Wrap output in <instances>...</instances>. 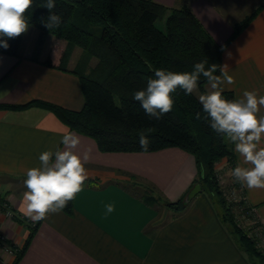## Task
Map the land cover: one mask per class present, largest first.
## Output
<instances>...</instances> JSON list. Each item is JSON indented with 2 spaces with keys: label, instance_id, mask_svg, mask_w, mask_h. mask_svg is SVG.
I'll list each match as a JSON object with an SVG mask.
<instances>
[{
  "label": "crops",
  "instance_id": "1",
  "mask_svg": "<svg viewBox=\"0 0 264 264\" xmlns=\"http://www.w3.org/2000/svg\"><path fill=\"white\" fill-rule=\"evenodd\" d=\"M156 1L170 7L187 1L220 44L228 41L237 22L253 14L223 51L222 66L227 64L226 71L234 79L233 84L224 85V91H232L235 99L245 90L264 95V0L255 8L246 4L242 12L236 7L242 0H225L227 6L235 4L228 15L217 0ZM29 29L19 57L0 53V105L44 100L82 109L78 75L43 64L51 50L63 53L66 42L54 38L44 51L37 46L39 31ZM69 131L46 109L0 107V199L5 200L3 205L0 200V264L12 263L11 243L21 246L37 224L22 210L28 169L40 165L42 152L58 146L63 150L60 141ZM71 132L80 138L76 153L90 151L85 165L88 179L74 198L72 214L61 211L39 222L18 264H252L209 193L198 194L184 211L164 205V201L179 200L194 186L199 173L193 155L178 147L102 152L93 138ZM229 145L236 166L249 167ZM242 190L264 227V189L242 186ZM148 196L155 197V203ZM110 203L115 210L109 214L105 205Z\"/></svg>",
  "mask_w": 264,
  "mask_h": 264
},
{
  "label": "trees",
  "instance_id": "2",
  "mask_svg": "<svg viewBox=\"0 0 264 264\" xmlns=\"http://www.w3.org/2000/svg\"><path fill=\"white\" fill-rule=\"evenodd\" d=\"M46 0H33V6L25 13L29 27L39 31L38 48L48 35L66 42L63 53L51 50L43 64L78 75L84 95V106L72 110L44 100H32L23 104H3L1 108L23 110L40 107L54 113L70 131L93 138L102 152H154L169 147H178L193 155L199 176L195 183L202 185L217 197L222 210V221L235 236L252 264H264V248L259 245L257 232L264 235V227L258 218L249 230L237 221L233 203L217 180L218 166L223 161L236 167L232 147L225 137L214 132L198 96L207 92V82L201 77L197 91L185 95L182 90L173 93L175 101L172 111L156 120L145 114L133 93L147 87V79L154 76V69L175 72L191 71L195 63L207 59L208 64H217L220 74L222 54L232 41L253 19L251 14L237 22L227 42L218 43L195 15L187 1L178 6H167L156 0H55L54 14L60 16L58 28L51 30L41 23L48 10L42 5ZM82 21L77 24L75 14ZM24 34L9 39V47H0V53L19 57ZM83 48L97 59L89 75L62 66L69 50ZM223 49V50H222ZM151 65V68L149 67ZM208 67V65H206ZM228 100L235 99L232 91H223ZM200 112L201 119H196ZM148 140V149L140 146V134ZM234 179V178H233ZM194 183V184H195ZM85 185V183H84ZM234 189L241 198L238 206L244 215L251 214L245 191L234 181ZM84 187V186H83ZM187 194V193H186ZM186 194L175 202L164 201V205L176 211H184L191 202H185ZM2 205L4 199H0ZM157 199L148 196V201ZM62 211L74 212V199ZM32 227L21 246L14 248L11 264H18L25 254L37 228ZM253 232V235H252ZM260 247H259V246Z\"/></svg>",
  "mask_w": 264,
  "mask_h": 264
},
{
  "label": "clouds",
  "instance_id": "3",
  "mask_svg": "<svg viewBox=\"0 0 264 264\" xmlns=\"http://www.w3.org/2000/svg\"><path fill=\"white\" fill-rule=\"evenodd\" d=\"M33 6V0H0V47L7 49L8 40L26 33L29 23L26 11ZM48 10L41 23L47 29L58 28L60 16L53 13L55 0H46L42 5ZM223 50V49H222ZM231 58V53H227ZM208 65V67H206ZM151 68V65L149 66ZM227 64H208L207 59L195 63L191 71L175 72L168 69H154V76L147 79V87L133 93V99L140 102L145 114L159 120L174 107L173 93L182 90L185 95L193 94L201 77L205 78L210 90L200 94L198 100L209 121L210 128L227 138L234 145V151L244 165L237 164L231 176L248 189H264V95L256 91L243 92L242 97L228 100L222 95L225 84H233L234 79L226 71ZM200 112L196 119H201ZM140 146L148 149V140L140 134ZM55 151L42 152L40 165L28 169L24 186L22 210L33 221L44 220L50 214L61 212L68 202L83 190L88 179L85 165L90 160V151L78 155L75 149L80 144L79 136L69 131L62 136ZM106 213L115 210L114 204L105 205Z\"/></svg>",
  "mask_w": 264,
  "mask_h": 264
},
{
  "label": "rangeland",
  "instance_id": "4",
  "mask_svg": "<svg viewBox=\"0 0 264 264\" xmlns=\"http://www.w3.org/2000/svg\"><path fill=\"white\" fill-rule=\"evenodd\" d=\"M219 2L218 7L222 9L224 13L232 14V11H230L235 4L228 3L229 6L225 3V0H217ZM243 3L237 5V9L242 12L243 7L248 6L249 4H252V7H256L258 4L262 3L263 0H242ZM228 2V1H227ZM233 2V1H232ZM246 12V11H245ZM227 14V15H228ZM234 16V15H232ZM74 20L77 24H81V17L79 13L76 12L74 16ZM32 30L33 27H30ZM35 28V27H34ZM38 30V29H37ZM29 34V32H28ZM54 37L52 35H48L44 42L41 44V47H43V50L45 51L48 49L52 43H53ZM76 49L69 50L67 55L65 56V59L62 61V66L68 69H75L78 72L82 73V75H89L91 71L94 69V66L97 63V59L90 55L86 50H83V48L75 47ZM42 55V54H41ZM196 92H198L196 90ZM225 140L227 143L229 141L225 137ZM224 162V161H223ZM231 167L227 163H220L218 166V174H217V180L219 181L220 185L223 187V189L227 192V198L230 200L231 203L235 204L233 205V211L237 214V221L238 223L243 227L246 228V230H249L251 227H253L254 224H252V220L247 218V215H244L243 212H241V208L238 206L239 201L242 197L238 195V193L234 189V181L233 177L231 176ZM207 192V191H205ZM208 193V192H207ZM214 205L218 208V210L221 213L222 207L217 199L216 196L211 195L209 193ZM251 230V229H250ZM253 235V232H252ZM259 246V245H258ZM260 247V246H259Z\"/></svg>",
  "mask_w": 264,
  "mask_h": 264
},
{
  "label": "water",
  "instance_id": "5",
  "mask_svg": "<svg viewBox=\"0 0 264 264\" xmlns=\"http://www.w3.org/2000/svg\"><path fill=\"white\" fill-rule=\"evenodd\" d=\"M202 185L200 183L194 184V186L189 190L185 196V202H191L198 194L202 192Z\"/></svg>",
  "mask_w": 264,
  "mask_h": 264
},
{
  "label": "built area",
  "instance_id": "6",
  "mask_svg": "<svg viewBox=\"0 0 264 264\" xmlns=\"http://www.w3.org/2000/svg\"><path fill=\"white\" fill-rule=\"evenodd\" d=\"M247 218H249V219H251L252 220V224H256V220H255V218H257V215H256V212H255V208L254 209H252L251 210V214H248L247 216H246ZM255 217V218H254ZM253 225V226H254ZM257 236H258V238H259V240H260V243H259V245L261 246V247H263L264 248V235L261 233V232H257Z\"/></svg>",
  "mask_w": 264,
  "mask_h": 264
}]
</instances>
